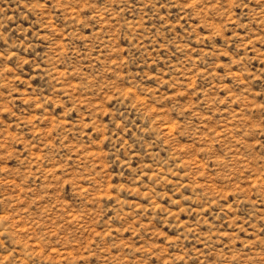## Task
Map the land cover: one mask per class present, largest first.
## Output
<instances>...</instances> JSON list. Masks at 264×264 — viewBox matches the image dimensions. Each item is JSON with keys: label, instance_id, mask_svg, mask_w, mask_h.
Instances as JSON below:
<instances>
[{"label": "rangeland", "instance_id": "1", "mask_svg": "<svg viewBox=\"0 0 264 264\" xmlns=\"http://www.w3.org/2000/svg\"><path fill=\"white\" fill-rule=\"evenodd\" d=\"M0 264H264V0H0Z\"/></svg>", "mask_w": 264, "mask_h": 264}]
</instances>
